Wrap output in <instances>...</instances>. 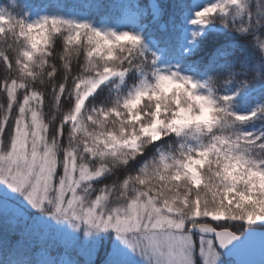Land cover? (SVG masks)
I'll return each instance as SVG.
<instances>
[{"label":"snow or ice","instance_id":"6c2138e0","mask_svg":"<svg viewBox=\"0 0 264 264\" xmlns=\"http://www.w3.org/2000/svg\"><path fill=\"white\" fill-rule=\"evenodd\" d=\"M0 264H264V0H0Z\"/></svg>","mask_w":264,"mask_h":264},{"label":"water","instance_id":"95a60500","mask_svg":"<svg viewBox=\"0 0 264 264\" xmlns=\"http://www.w3.org/2000/svg\"><path fill=\"white\" fill-rule=\"evenodd\" d=\"M252 258L256 259V260H259L260 259L259 253L255 254V256H253Z\"/></svg>","mask_w":264,"mask_h":264}]
</instances>
